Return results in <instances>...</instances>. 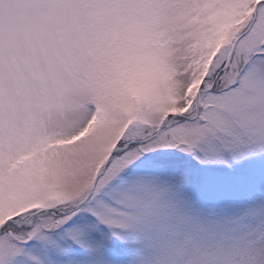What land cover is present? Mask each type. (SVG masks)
<instances>
[{
    "label": "snow or ice",
    "instance_id": "1",
    "mask_svg": "<svg viewBox=\"0 0 264 264\" xmlns=\"http://www.w3.org/2000/svg\"><path fill=\"white\" fill-rule=\"evenodd\" d=\"M0 264H264V0H0Z\"/></svg>",
    "mask_w": 264,
    "mask_h": 264
}]
</instances>
